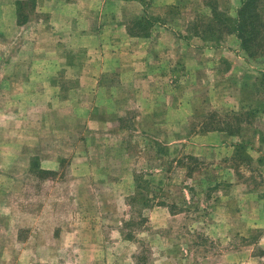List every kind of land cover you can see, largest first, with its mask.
Instances as JSON below:
<instances>
[{
  "label": "rangeland",
  "instance_id": "374dc122",
  "mask_svg": "<svg viewBox=\"0 0 264 264\" xmlns=\"http://www.w3.org/2000/svg\"><path fill=\"white\" fill-rule=\"evenodd\" d=\"M241 1L0 0V264H264Z\"/></svg>",
  "mask_w": 264,
  "mask_h": 264
},
{
  "label": "trees",
  "instance_id": "16d2710c",
  "mask_svg": "<svg viewBox=\"0 0 264 264\" xmlns=\"http://www.w3.org/2000/svg\"><path fill=\"white\" fill-rule=\"evenodd\" d=\"M215 15L212 14L214 17ZM24 23L19 21V24ZM151 26L153 23L143 16L133 23L132 36L148 37V28ZM231 29L239 41L240 49L248 58L264 55V2L242 0ZM261 76L264 80V73Z\"/></svg>",
  "mask_w": 264,
  "mask_h": 264
},
{
  "label": "crops",
  "instance_id": "0c3cea01",
  "mask_svg": "<svg viewBox=\"0 0 264 264\" xmlns=\"http://www.w3.org/2000/svg\"><path fill=\"white\" fill-rule=\"evenodd\" d=\"M198 45H200V44H198ZM23 93V92H22Z\"/></svg>",
  "mask_w": 264,
  "mask_h": 264
}]
</instances>
